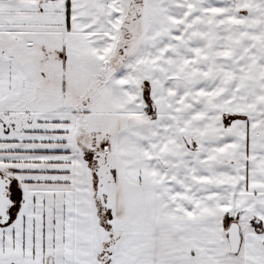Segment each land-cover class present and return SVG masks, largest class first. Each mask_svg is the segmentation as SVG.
Wrapping results in <instances>:
<instances>
[{"label": "snow or ice", "instance_id": "snow-or-ice-1", "mask_svg": "<svg viewBox=\"0 0 264 264\" xmlns=\"http://www.w3.org/2000/svg\"><path fill=\"white\" fill-rule=\"evenodd\" d=\"M0 264H264V0H0Z\"/></svg>", "mask_w": 264, "mask_h": 264}]
</instances>
